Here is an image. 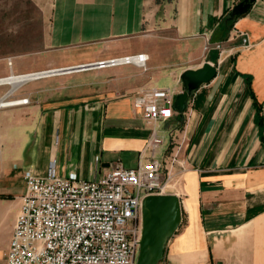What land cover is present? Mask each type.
Wrapping results in <instances>:
<instances>
[{
	"label": "crops",
	"instance_id": "0c3cea01",
	"mask_svg": "<svg viewBox=\"0 0 264 264\" xmlns=\"http://www.w3.org/2000/svg\"><path fill=\"white\" fill-rule=\"evenodd\" d=\"M38 1L48 51L70 54L43 63L78 67L147 53L148 69L126 64L62 73H81L79 97L48 93L32 106L40 111L34 123L0 129V263L6 264L27 169L45 175L55 159L59 174L93 179L117 164L134 168L151 160L147 142L157 127L164 144L155 156L168 161L178 153L185 167L182 181L170 184L180 188L167 191L180 197L182 228L160 264H264V0L233 25L229 13L242 0ZM206 61L217 74L189 97L185 112L148 125L133 105L139 89L181 93L182 73ZM30 68L22 61L13 72ZM88 72L96 81L88 82Z\"/></svg>",
	"mask_w": 264,
	"mask_h": 264
},
{
	"label": "built area",
	"instance_id": "2783aa9c",
	"mask_svg": "<svg viewBox=\"0 0 264 264\" xmlns=\"http://www.w3.org/2000/svg\"><path fill=\"white\" fill-rule=\"evenodd\" d=\"M243 45H249L244 35ZM148 60L147 53H140L80 65L78 70L126 64L147 70ZM8 65L13 76V58H8ZM58 71L61 69L27 74H36L33 80H38L54 76ZM175 94L171 88L144 86L133 105L148 125H155L174 115ZM29 103L30 98L26 97L14 105ZM163 144V136L153 127L147 142V149L153 155L150 161L134 168L117 164L93 179L79 178L74 173L59 174L55 159L45 175L27 169L26 191L20 197L6 264H137L144 198L166 193L168 182L176 173L175 166L181 172L185 170L178 153L169 161L155 156Z\"/></svg>",
	"mask_w": 264,
	"mask_h": 264
},
{
	"label": "rangeland",
	"instance_id": "374dc122",
	"mask_svg": "<svg viewBox=\"0 0 264 264\" xmlns=\"http://www.w3.org/2000/svg\"><path fill=\"white\" fill-rule=\"evenodd\" d=\"M39 3L40 1L38 0H0V78L11 75V70L8 65V58L10 57L13 58L15 69L17 63L22 61L26 66L31 64L30 70L23 73L13 72L15 75L48 69L67 68L48 65L46 62L43 63L45 58L56 57L59 60H65L70 54L67 56L69 53L67 50L66 52L61 51L59 53L48 51L51 49L46 47L47 17L44 14L42 5ZM141 69L143 72L147 71L144 68ZM62 73L28 81L8 96L6 95L11 89V85H0V97L2 98L8 100H19L26 97L30 98V103L26 104V107L10 105L0 108V129H10L11 125H21L23 122L29 121L30 119L32 122L36 121L40 111L37 113L33 110L32 106L36 104L38 100L46 99L48 93H55L58 91L62 94V97H68L64 96L66 93L72 98L79 97L80 83L83 82V80L80 79L81 73ZM87 77L88 82L96 81V75L92 72H88ZM53 97L56 96H51V98ZM31 146H33V144ZM175 169L176 173L171 179V184L181 182L183 179L182 172L179 170L180 167L175 166ZM179 188V184L176 187L168 185L166 193L167 191H177ZM183 224H185V222H183ZM181 228L182 225L179 230ZM0 264L4 263L2 262Z\"/></svg>",
	"mask_w": 264,
	"mask_h": 264
},
{
	"label": "water",
	"instance_id": "95a60500",
	"mask_svg": "<svg viewBox=\"0 0 264 264\" xmlns=\"http://www.w3.org/2000/svg\"><path fill=\"white\" fill-rule=\"evenodd\" d=\"M255 0H242L229 13L230 19H237L246 13ZM79 67L62 68V72L76 71ZM217 74V68L210 61L202 67L187 69L181 79L184 91L174 97L173 108L184 113L189 97L199 87L210 82ZM182 222V206L177 194H152L143 200V229L137 264H160L171 238L178 231Z\"/></svg>",
	"mask_w": 264,
	"mask_h": 264
},
{
	"label": "bare ground",
	"instance_id": "6f19581e",
	"mask_svg": "<svg viewBox=\"0 0 264 264\" xmlns=\"http://www.w3.org/2000/svg\"><path fill=\"white\" fill-rule=\"evenodd\" d=\"M59 73H61V72L56 73V75ZM36 76H37L36 74H25V75H15L14 74L13 76L0 79V85H4V84H10L11 85V89L9 90L8 94L6 95V96H8L10 93H12L17 88H19L22 84L33 80ZM16 103H17V100H8V99L0 97V108L7 107L10 105H14ZM171 181L172 180H170L168 182L169 186L171 184Z\"/></svg>",
	"mask_w": 264,
	"mask_h": 264
},
{
	"label": "trees",
	"instance_id": "16d2710c",
	"mask_svg": "<svg viewBox=\"0 0 264 264\" xmlns=\"http://www.w3.org/2000/svg\"><path fill=\"white\" fill-rule=\"evenodd\" d=\"M229 22L231 23V25H233V22L235 21V19H230V17H228Z\"/></svg>",
	"mask_w": 264,
	"mask_h": 264
}]
</instances>
